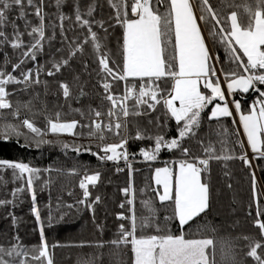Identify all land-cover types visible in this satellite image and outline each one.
Segmentation results:
<instances>
[{
	"label": "trees",
	"instance_id": "trees-1",
	"mask_svg": "<svg viewBox=\"0 0 264 264\" xmlns=\"http://www.w3.org/2000/svg\"><path fill=\"white\" fill-rule=\"evenodd\" d=\"M192 1L200 15V0ZM35 2L38 4L39 0ZM77 3L81 13H87L88 7L94 6L92 15H85L84 18L93 22L92 30L100 37L102 52L109 56L110 66L113 63L122 66L124 28L116 22V10L112 7V4L119 3V0H62L59 7L56 0H43L46 36L54 38L45 42L36 63L44 66L46 71L51 68L54 60L67 57L65 36L67 41H72L87 35V29H82L75 21ZM209 3L223 16L236 11L242 27L247 25L252 12H264L261 0H209ZM165 7V4H160V11L163 12ZM24 12L26 15L21 18L19 6L13 5L6 11L7 21L0 31H4L11 38L15 25L24 33L23 39L27 43L31 39L27 33L40 21L34 15V8L25 5ZM61 15L70 18L63 21V34L59 20ZM128 18L135 17L129 12ZM97 21H102L104 27L101 28L95 23ZM201 24L213 57H219L216 61L218 70H237L225 45L212 34V21H201ZM237 50L240 51L238 46ZM97 55L91 43L85 44L84 51L72 58L69 65L55 76L49 77L42 72V83L31 86L23 83L8 85L9 92L13 93L9 99L14 107L19 105L20 116H13L12 110H2L0 128L5 124H12L18 126V130L24 134L10 139L0 138V160L29 163L31 167L40 169V173L32 185L36 192V200L33 202L25 178H14L11 169L0 170V200L11 201L0 206V248L6 253L18 244L20 250L31 258L38 254L37 250L43 239L47 241L53 264H80L83 259H92L94 264H134L131 244L113 243L121 239V224L130 228V220L118 219V215L123 213L128 217V201L134 199L131 208L136 216V237L183 235L185 239H211L214 241V248L209 247L207 250L210 262L214 258L215 264H258L247 253L255 242L264 244L261 230L255 225L258 209L264 211V159H255L254 155L252 159L258 202L254 198L251 172L238 159L210 160L209 171L202 174V179L209 184V208L187 225L180 226L174 216L175 206L172 201L161 203L158 199V192L162 190L155 183L157 168L166 167L169 163L176 165V162L182 159L207 158L204 148L209 144L215 148L218 155H239L242 150L247 152L233 116L209 120V114L219 100L208 105L201 113L200 127L196 130V135L184 140L183 147L188 148L190 153L188 157L178 149H162L156 160L145 161L141 149L154 147V140L130 138L127 144L130 166L129 162L124 160L101 161L90 152L81 151L78 155L72 151V145H91L92 153L99 151L97 145H100L101 141L96 137H89L87 127L76 129L77 133L83 132V135L76 136L46 132L43 139L50 143L41 144L39 147L32 138L34 134L19 127L21 121L27 118L44 131L48 119L55 118L57 113L62 121L77 120L87 125L93 119L90 109L107 111L109 104L104 100L102 73ZM18 59L19 50L12 49L7 44L0 47V68L21 78L23 71L34 68L35 65L28 60L21 68L12 72V66ZM242 59L247 62L246 57ZM221 76L223 80L222 73ZM45 81L46 86L43 83ZM60 82H67L71 87L72 95L67 99L58 86ZM126 83L139 85L140 81L132 78L127 82L117 81L112 91L122 94ZM172 83L171 80H164L160 87L170 90ZM257 86L264 91V85ZM201 90L206 91L203 88ZM81 91L84 95L80 94ZM230 97L231 100L240 101L242 113H248L258 93L250 90L242 94L237 91ZM131 105L132 101H129V106ZM77 109L79 111H76ZM177 128L175 120L168 118L163 106L158 105L156 111L149 115L130 116L127 132L123 129L121 132L123 135L135 137L139 129L146 137L164 135L166 139H170L177 136ZM105 137L103 143L119 142V137L112 133H105ZM238 141L243 142V149ZM63 144L70 147L65 149ZM73 171L75 174H72ZM95 172L100 173V180L95 186H89L91 195L81 204L80 201L84 200V190L79 186L80 181L85 174L91 175ZM130 186L134 189V198L122 191ZM17 188H24V191L14 197L12 194ZM96 196L100 197V201L93 203ZM121 204L124 205L123 208ZM69 205L72 207H68ZM34 207L39 210V219L33 211ZM259 218L264 219V216ZM141 220H144L147 226L141 228ZM156 225H159L160 231H157ZM258 254L264 255V252L258 249ZM3 258L9 264H20L23 259L22 256L9 257L6 254H3ZM28 264L36 262L29 259ZM41 264L45 262L42 261Z\"/></svg>",
	"mask_w": 264,
	"mask_h": 264
},
{
	"label": "snow or ice",
	"instance_id": "snow-or-ice-1",
	"mask_svg": "<svg viewBox=\"0 0 264 264\" xmlns=\"http://www.w3.org/2000/svg\"><path fill=\"white\" fill-rule=\"evenodd\" d=\"M62 0H56L57 7ZM165 4V10L160 11L159 5ZM13 5L19 6L20 17L23 18L25 5L34 8V15L39 19L37 26L31 27L27 35L31 38L25 43L24 33L13 25L11 38L4 31H0V47L5 44L12 49L19 50L18 62L12 66V72L21 68L26 61L30 60L35 65L34 68L27 69L21 73V78H17L12 73L6 72L0 68V112L2 110H12V115L20 116L19 105L14 107L9 97L13 93L9 92L10 84H25L31 86L40 84L41 73L47 76H55L62 68L69 65V62L78 53L84 51V45L91 43L92 48L98 54L97 62L102 73L101 87L104 90V100L108 102L107 111L90 109L93 119L87 125L81 124L77 120L62 121L59 113L55 118L47 121V128L42 131L37 127L34 121L23 119L19 127L26 128L29 133L34 134L36 146L50 143L44 140L46 132L52 134H70L73 136L83 135V132L77 133L76 129L88 128V136L96 137L101 141L97 145L99 151L92 153L91 145H72L71 150L78 155L81 151L90 152L97 156L101 161L119 162L124 160L129 162V153L127 144L130 138L142 140L145 138L154 140V147L150 149H141V155L145 161H154L157 159L162 149L180 150L188 157L189 149L183 147L186 138L196 135V130L200 127L201 113L213 104L217 99L222 103H215L209 114V120H219L222 117L232 116L233 110L229 107V100L225 92L229 95L237 91L248 93L250 90L258 93L257 100L250 106L248 114L241 112L240 120L243 124L244 132L247 136V143L255 159H264V91H261L257 85H264V12L256 11L251 13V19L246 26H241L238 22L236 11L230 15L223 16L218 13L209 0H200V15L197 17L190 0H119V3H113L112 7L116 10V22L123 26V46L122 66H116L114 63L110 66V58L107 53L102 52L100 37L92 30L93 22L84 18L85 15L91 16L94 6L88 7L87 13H81L79 4L75 7V21L82 28L87 29V35L83 38H75L67 41V57L60 60H54L51 68L45 71L44 66L36 63L37 56L43 51L46 41L54 37L46 36L43 12V0L37 4L35 0H0V28L7 21L6 11ZM264 5V0H261ZM129 12L135 18H128ZM70 19L61 15L60 28L63 34V21ZM199 21H209L213 23V35L218 37L221 43L226 47L230 54V59L236 64L237 70L224 72L221 69L225 86L221 84V76L217 74L215 61L219 57H213L207 44L205 43L203 33L201 32ZM101 28L104 27L102 21L95 22ZM106 31V30H105ZM238 49L240 51L237 50ZM242 57L247 58L245 63ZM139 80L140 84L126 83L122 94H116L112 91L113 85L117 81ZM164 80H171L173 83L170 90L161 88ZM46 86L47 82H43ZM61 89L65 99L72 95V90L67 82H60ZM206 91H202L201 89ZM207 93V94H206ZM84 95L83 91L80 93ZM129 101H132L131 107ZM231 103L234 109L239 111L241 103L233 99ZM158 105H162L165 115L175 120L177 136L166 139L164 135L155 137H146L145 133L137 129L135 137L123 135L121 130L126 133L128 128V118L149 115L155 112ZM76 111H79L77 109ZM83 115V113H81ZM152 123V121H149ZM159 127V121H157ZM105 133H112L119 137L118 143H103L106 139ZM24 133L18 130V126L5 124L0 128V138L10 139L13 136H20ZM241 149L243 142L238 141ZM63 148L68 149V144H63ZM207 158L182 159L176 162L174 169L171 166L157 168L155 170V183L162 186V192H158V199L161 203L172 201L175 206L174 216L181 227L187 225L194 218L205 213L209 208L210 191L208 182L202 179V174L209 171V162L215 160H233L242 161L250 170L253 177L254 198L259 199L256 193L257 182L253 170V160L248 158L246 151H241L239 155L227 153L218 155L215 148L209 144L204 148ZM11 169L14 178H25L28 189L31 190L32 200H36V192L32 188L34 179L39 178L40 169L31 167L29 163L12 162L0 160V170ZM121 171L122 169H117ZM72 174H75L73 171ZM100 180V173L85 174L80 181V188L84 190L83 204L91 195L89 186H95ZM230 186V185H229ZM174 188V195H173ZM24 191V188H17L13 192L15 197L17 193ZM125 195L135 196L134 189L126 187L122 189ZM100 201L96 196L93 203ZM11 201L0 200V206ZM134 199H130V215L125 217L123 213L118 215V219H129L130 228L120 225L121 239L113 241L114 244H131L134 252V264H215V260L210 262L208 249L214 248V241L211 239H185L183 235H152L148 237H136L137 222L134 210L131 208ZM68 207H72L69 205ZM123 208L124 205L121 204ZM33 211L39 219L40 213L37 208ZM264 211L258 209L255 225L261 230V236L264 238ZM147 226L144 220H141L140 227ZM157 231H160L159 225H156ZM43 233V228H41ZM247 239V238H245ZM102 246V245H101ZM49 246L46 240L42 239L38 254L34 257H27L19 245H14L12 249L5 253L0 248V264H9L3 258V254L9 257L22 256L20 264H28V260L35 261L36 264H53L49 255ZM258 249L264 252V244L257 241L250 246L247 255L254 258L258 264H264V255L258 254ZM80 264H94L92 259H83Z\"/></svg>",
	"mask_w": 264,
	"mask_h": 264
},
{
	"label": "crops",
	"instance_id": "crops-1",
	"mask_svg": "<svg viewBox=\"0 0 264 264\" xmlns=\"http://www.w3.org/2000/svg\"><path fill=\"white\" fill-rule=\"evenodd\" d=\"M190 2H191L192 5H193L194 11L196 12L197 17H199V14H198L197 11H196V8H195V5H194V2H193L192 0H190ZM198 22H199V24H200L201 32L203 33L205 43H206L207 46H208V40H207V36H205L204 30H203V25L201 24V21L198 20ZM208 49H209L210 53L212 54L210 47H208ZM246 59H247V58H246ZM215 63H216V61H215ZM216 67H217V66H216ZM217 100H218V99H217ZM217 100H216V101H217ZM217 103H222V102L219 101V102H217ZM214 105H215V104H214ZM229 107L233 110V114H232V116L235 117V121H236L237 127L239 128L240 135H241V138L243 139V142H244V144H245V148H246V150L252 152L251 149H250V146H249L248 143H247V136H246V133L244 132L243 124H242V122H241V120H240V114H241V112H242L241 109H240L239 111H236V110L234 109V105H233L232 103H231V105H229ZM243 114L247 115L248 113H244V112H243Z\"/></svg>",
	"mask_w": 264,
	"mask_h": 264
},
{
	"label": "rangeland",
	"instance_id": "rangeland-1",
	"mask_svg": "<svg viewBox=\"0 0 264 264\" xmlns=\"http://www.w3.org/2000/svg\"><path fill=\"white\" fill-rule=\"evenodd\" d=\"M208 47H209V45H208ZM210 49H211V47H210ZM216 66H217V64H216ZM217 74L218 75H220L221 76V73H220V71L218 70V68H217ZM221 84H222V86H225L226 87V85H225V82L222 80V76H221ZM225 95H226V97L228 98V100H229V105H231V97H230V95L227 93V91L225 92ZM234 117V116H233ZM234 119H235V117H234ZM245 150H246V148H245ZM247 155H248V158L250 159V160H252L253 159V153L252 152H250V151H248L247 150ZM171 165H174V169L176 168V166H177V164L175 165V164H172V163H169L167 166H171ZM253 166H254V161H253ZM84 177V176H83ZM154 177H155V175H154ZM83 179V178H82ZM160 186V185H159ZM160 188H161V190H162V186H160ZM173 193H174V188H173Z\"/></svg>",
	"mask_w": 264,
	"mask_h": 264
},
{
	"label": "built area",
	"instance_id": "built-area-1",
	"mask_svg": "<svg viewBox=\"0 0 264 264\" xmlns=\"http://www.w3.org/2000/svg\"><path fill=\"white\" fill-rule=\"evenodd\" d=\"M256 100H257V99H256ZM256 100H255V101H256ZM255 101H254V102H255ZM171 167H173V168H174V165H171Z\"/></svg>",
	"mask_w": 264,
	"mask_h": 264
}]
</instances>
